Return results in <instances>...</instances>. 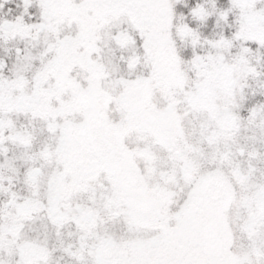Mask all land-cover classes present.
I'll list each match as a JSON object with an SVG mask.
<instances>
[{
	"label": "snow or ice",
	"instance_id": "snow-or-ice-1",
	"mask_svg": "<svg viewBox=\"0 0 264 264\" xmlns=\"http://www.w3.org/2000/svg\"><path fill=\"white\" fill-rule=\"evenodd\" d=\"M0 264H264V0H0Z\"/></svg>",
	"mask_w": 264,
	"mask_h": 264
}]
</instances>
